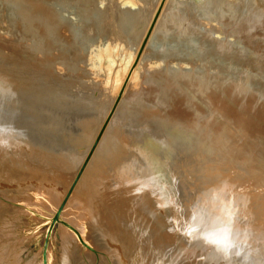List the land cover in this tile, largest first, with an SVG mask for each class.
Returning a JSON list of instances; mask_svg holds the SVG:
<instances>
[{
  "label": "rangeland",
  "instance_id": "obj_1",
  "mask_svg": "<svg viewBox=\"0 0 264 264\" xmlns=\"http://www.w3.org/2000/svg\"><path fill=\"white\" fill-rule=\"evenodd\" d=\"M42 1L43 0H40L41 3ZM247 1L248 3H246ZM30 2L31 0H0V50L2 51V52L0 51V53L2 54L4 50H7L4 51L3 54L5 55H3V57L0 55V131H2L1 133L2 134L4 133L11 137H17L16 134L19 130L21 129L24 131L26 130L28 134L27 138L33 145L40 147L41 148L40 150H42V152L49 153L57 158H60L64 162L65 166L61 171L62 176H60L59 178L61 180L60 182L62 183L68 180L70 175L73 173V170L76 167L77 161L79 159L76 172L74 173L72 179L73 182L71 185V189H73L83 169L87 168L88 161H90L89 159L91 158L92 153L94 152L97 144L99 143V140L102 137L103 132L106 130V127L109 125L110 121L120 120L116 113L120 105L124 103V102L121 103L122 98L124 96H127L131 99H134L135 97L142 95V100L144 101L143 104L148 108L149 111L151 112L157 111V115L159 116L158 119H164L170 117L171 123L169 122L167 123V125H165L163 123H158L155 121L151 123L153 127L150 124H142V123L139 124L136 115L138 116L140 113L137 110L135 111L134 108L129 107L128 110H126L127 113H124L125 114L124 122H126V124L123 122L124 124V126H122L123 128L120 127L122 131L124 129V131L130 133L132 132L134 134L133 137H136V139L133 138L135 139L134 140L135 142L133 141V145L136 143L138 146V147L136 146L138 148L137 150L135 148H133L134 149L133 150L131 148L132 146H129L130 149L133 151L131 152L130 149L127 148L129 152L127 151L126 156L122 155L124 159L128 158V160H124L125 165L127 164V166L128 165L131 166V170H129L130 173H128L129 175L127 176L125 175L124 177L122 174L120 175L116 174L113 170H111L113 164L110 165V163L112 162L110 159L106 158L107 160H109L108 162L107 160L102 161V159L97 158L94 162L96 164L94 170L91 171V174L92 172L94 174L93 175L94 179L93 178L92 179L95 180L98 178V180L102 182L103 188L104 186H106V188L109 187L108 189L104 188L105 190L103 189V191L106 190L109 191L111 188V192H113L114 191L112 190L114 189L113 187H116L115 188L116 194L115 191L114 194L117 197H120L122 193L125 194L126 190L130 188V186L133 188V192L137 191L138 194L137 198L134 200V202L129 203L128 205L132 210H134L136 213H138V215H140L144 220H146L151 226H153V228L157 232L160 231L159 234L163 236V238L161 235L159 236L161 237L162 240V242L160 243H162V246L164 245V250H163L164 252L162 251V255L164 253L163 257L166 258L167 256L168 260L164 259V261L165 260L166 262L169 261L168 262L169 264L171 263L170 261L171 256L173 257L174 255L175 256L173 259L174 262L177 264H186V263L208 264L210 261H214V257L216 261L210 262V264L211 263L218 264L221 256H222L221 259L223 258L225 259L224 252H221L211 246L208 247L207 244H205L200 239V236L203 235V231H194L195 229H201V228H203L204 231H213L214 230L213 226H215V230L218 231L221 227L224 226L225 223H227V226L232 230L231 240L236 244V247L227 250V257L229 261L224 259L222 261L220 259L219 264H222L223 262H224L223 264H227L228 262H229L228 264H232V263L233 264H264V252L259 245V240L257 239L258 233L257 235L256 233L254 234L255 231L253 229L255 227V224L257 225V223H259L256 222V220L258 221V217L252 218V220H254L253 223L251 220L252 226L246 224L247 227L246 228L244 226L245 225L244 222L246 221V219L243 216H240L242 211V208L240 207H242V201H243L240 199V198L243 199V195L241 194L243 193L242 190L246 191L247 194H250V192H258L264 189L260 187L261 185L263 186V184L258 185L257 177L252 176L253 174H251V171H249L251 170V168L257 167L261 169L260 166L264 167L262 165L264 164V146H261L262 143L264 142V64H263L264 37L263 39L261 38V36H263L264 33L263 32L264 22L261 21L264 20L261 19V17H263L261 15L263 14L257 11L258 9L262 10L263 8V13H264V1H260V0H230V1L228 0H209V1L208 0H91V5L93 6L95 4L92 7V9L96 8V10H92V12L89 13L83 12L78 7L67 5L65 10L61 11L63 13V18L70 20L71 23L73 24L84 25L86 26V28L89 26V24H91L88 23L87 21L88 19H91V17H97L98 15L100 16V14H103L104 16H107V18L108 17L111 18L108 20L107 18L104 17L107 23L103 19L102 21L100 20L97 21L96 19L93 20L94 23L91 24V28L88 27L89 29H91V31L89 32L92 35L90 36V34L89 35L85 34L84 37L88 36L89 39L88 38H85L86 40L79 39L81 45L79 46V49L83 50L82 44H85L87 42L89 44L86 52H83L85 50L82 51L83 54L86 53L89 56H93V53L96 52L95 56H97L101 52L105 53L106 50L109 51L108 47L112 45L114 41L117 40L118 42H122V44H119L116 41L114 42L115 44L112 45L115 48V50L116 48H119V50L117 49V52L121 50L119 52L120 55L118 53H114L112 54L111 57H105L101 62L103 66L102 69L103 71L99 72L98 76H100L99 78L100 79L102 78V80L104 81L103 83L104 87L103 84L99 82L101 83L99 87H101V89L103 90L97 87L99 83L96 84L97 86L94 85L96 87L90 86L89 83L90 81L89 80H88L89 82L87 81V78L89 77L88 74L86 76L85 75L83 76V78L85 79L83 78L80 79L81 77L80 78L76 77L78 72L81 71V69L86 66V64L81 60L85 54L79 56L80 53H76L78 55H75L76 56L75 60L70 62L73 53L71 50H69L68 53L62 55L63 49H61V47L63 45L61 44L59 48L56 49L57 51H55L56 55L57 54L58 55L56 58L55 57L53 58L55 59V61L51 63L52 66L50 64L49 66L50 69H48V67L46 69L41 66L39 67V63L37 62L35 63V61H33L34 65L33 62L31 63L32 64L31 67H27V69H20V66H22L28 60L26 59L27 53L33 55L35 52H37V51H32L29 48L25 49V47H29L31 43L26 33H23L25 32L24 28L27 27L28 25L33 27L34 26L39 27L42 21L41 19L42 17L40 15L41 8L31 9L33 11H31V15L28 16L27 13H25L26 11L28 12V10L30 12ZM169 2L171 5L169 4ZM31 3L35 5L39 3V0H34ZM207 4L213 6L212 7L209 6L208 8ZM148 6L150 7L148 8ZM205 7H207L208 9H204ZM156 8L157 9L160 8L159 10L161 11H163L164 9V12L162 14L163 16L161 17V21L162 22L163 20L169 21L172 23L173 27L171 26V30L166 32L165 34L156 33L154 39L150 43L151 40L150 37L153 35L154 27L151 29L149 28L148 31H147V27L150 21L153 19V12ZM210 8L212 9L211 12L214 13V15H212V13H209ZM165 12H167V14ZM184 12L185 14H182ZM227 12L229 15H231L232 12L233 16H227V17L225 16L226 17L225 19L224 15L225 13L226 15H228ZM256 12L258 15L260 13V15L254 16L257 15L254 14ZM211 15L212 17H210ZM119 16L120 18L125 17L126 25H128L127 22H129L131 19H134L133 17H136L135 20H131L133 21L132 29L131 28L128 29V32L124 31L125 34L124 33L122 34L123 31L120 32L122 28H120ZM129 16H131L132 18H130ZM206 16L208 18H206ZM163 17H165L166 19ZM178 17H180L179 19H181L180 22ZM195 17L197 20L195 19ZM213 17L215 20L211 19ZM215 17L218 19H216ZM234 17H236L235 18L236 20L233 19ZM200 18H202V20ZM219 18H223V19H220L219 21ZM241 19L243 21L244 20L247 21L244 22V24L246 23L247 26L244 27L242 23L243 21ZM252 19H255L257 22ZM260 19L261 21H259ZM203 20L206 21V23L207 22L215 23V21L217 20L220 24L218 26L217 21L213 25L212 23L206 24ZM221 20H226V22ZM176 21H178L179 24ZM229 21L233 23V25L231 23L228 24L227 22ZM248 21L250 22L252 21V22L250 23ZM174 22L177 24H175ZM221 22H224L222 23L223 25H221ZM96 23H97L96 26L98 27L95 26ZM100 23L102 24L103 28L101 27ZM193 23L194 25H192ZM235 23L237 26H239L242 23L240 26H243V28L235 26ZM208 24L209 25L211 24V26H209ZM224 24L225 27H223ZM230 25H232L233 27L231 26L230 28L229 27ZM19 26L24 28L20 29L21 27ZM117 26H119L118 28L120 29H118ZM174 26H176L175 29ZM196 26H198V28ZM203 26L205 28L208 27V29L207 28L205 29ZM248 26H253V28L252 27L250 28ZM261 26L263 27L261 28ZM95 27L96 29H94ZM186 27H188L189 30H187L188 28L186 29ZM210 27H212L213 30ZM235 27L239 28V29L236 28L237 30H239V31L236 30L237 33L235 32ZM246 27L249 29H247ZM140 28H142L141 33L139 31ZM191 28L193 29L192 33L190 30ZM196 28L197 31H194L196 30ZM229 28L231 29V31ZM245 28L249 34L247 32L245 33L246 31ZM18 29L20 31H17ZM97 29L100 30L97 31ZM111 29L113 30L111 31ZM250 29H252L251 31L254 34L251 33ZM255 29L258 31H255ZM102 30L103 32H101ZM114 30L116 32H114ZM129 30L132 31L129 32ZM198 30L199 31L201 30L202 32L201 31L199 32ZM206 30L207 33H205ZM214 30L215 32H213ZM242 31H244L245 34H243ZM188 32H190L191 34ZM238 32L239 33L241 32L243 34L242 36L244 35L246 36L242 38L241 34H239ZM106 33L107 35L104 36V34ZM121 34L124 38L120 37ZM139 34L140 36L138 39L137 36ZM112 35L113 37L111 39ZM115 35L118 38L119 37L120 38L118 39ZM251 35L252 36L256 35L257 37L256 36L252 37ZM19 36L23 38L21 39V37L19 38ZM208 36L212 38L209 39ZM213 36H217L219 38L221 43L224 46H226V47L223 46L222 49L226 48V50L225 49L222 50L220 47H217V43L215 41H217L218 39L213 38ZM248 36L250 37L246 40L247 42L245 41L246 43V49H245L243 39L245 37L247 38ZM24 37L26 40L24 39ZM238 38L239 39L242 38L240 39L241 42H239ZM100 39H102L101 40L102 43L105 42L106 43L103 46V48L99 49L98 46H96L97 48L95 49L94 46L98 44L97 42ZM226 39L227 40L229 39L230 41L229 40L227 41ZM17 40H19L20 43L24 46H21V44L19 45V41ZM107 40L110 41L109 42L110 44L107 42ZM225 41L226 43H223ZM23 42L26 44H24ZM231 42L234 45V47L233 45H231ZM174 43L176 45H174ZM236 43H238L239 46H241V44L242 46L243 45L244 46L238 48V45ZM120 45L122 49L120 48ZM2 46L4 50L1 49ZM247 46L250 49H248ZM9 47H11V49H9ZM21 47L24 48L22 49ZM232 47L233 48L236 47L235 49L238 53L241 52L240 48H242L241 49L242 52L238 55H233V57H231L228 54V52L234 50L231 49ZM145 48H147V51H145ZM14 50L16 51L14 52ZM20 50L22 51L26 50V53ZM27 50H29V52ZM18 51H20V53H18ZM138 53L140 55L137 57ZM144 54L147 55L145 56V59H143V62H145V64H143L141 60V57H143ZM7 55L10 57L12 56L13 58L12 57L9 58ZM15 57H17L16 58L17 60L15 59ZM59 57L61 59H59ZM258 61H260L261 63L260 62L258 63ZM246 62L248 64H245ZM250 62L253 63L250 64ZM63 63H65V65ZM63 65L66 66V68H63ZM15 67L17 70L13 69ZM34 67H36V69ZM51 67L53 68L51 69ZM69 67L70 70H68ZM157 67H159L163 71L159 75L160 78L158 80L157 79L154 80L151 77V74ZM206 68H208V70ZM37 69L41 71H38ZM66 69L68 70V74L66 72ZM47 70H50V72L53 71L54 74L52 73L53 74L52 75L50 73L51 75L49 76V72ZM181 71L183 73H186V77H181L182 74L180 75L179 73ZM205 71H207L208 73ZM170 73H173L175 74V76H177L176 80L177 82L180 83L179 84L180 90H178L177 87L176 89L174 87L167 89L168 96L164 97L160 93L161 92L160 82H162L163 79H166ZM7 78H11V79L15 78L24 81L25 83L23 88L13 90L10 89L9 87H4L2 85V80H5ZM77 78H79L82 81H80ZM84 82L89 84L88 85L86 84L87 85L86 86ZM150 82L155 85L156 88L155 90H148L145 88L146 86L144 87L145 84H149ZM201 82H208L207 89L201 90V86H200ZM235 83H237V85ZM88 86H90V88ZM241 86L247 88V93L243 92V90L239 92ZM227 89H230V91ZM218 90H219L218 93L220 95V98H222L221 102L214 101L212 100V98L208 97L210 93H213L214 91H218ZM227 94L229 96H226ZM243 95L245 96V98L243 97ZM233 96L235 100L232 101ZM241 97H243L242 100ZM106 100L110 101L109 106H107V103L109 101L107 102ZM225 100L227 101L226 102L227 105H225ZM239 101L242 102V104ZM136 103L137 102L134 101L132 105L138 107V104ZM129 104L130 103L127 102V105L125 106L127 107ZM233 105L235 107L233 108V112L235 111L238 112L239 110V112L241 113L242 111H244L243 113L238 114L239 115L238 118L236 117L237 122L239 121V118H241L240 116L247 115L244 116L245 118L247 117V120L246 119L243 120L244 118L242 116L243 119L241 118L242 120L238 122L244 125L243 128L237 127L233 123V121L229 118V116L226 114L227 112L224 107L227 106L229 108L226 107V109H232ZM244 106L245 109L247 108L251 112L248 111L247 109L245 110ZM30 108L32 109V111H30L31 110ZM251 114L253 118L255 117L256 114L257 116L259 114L258 117L257 116L255 117L256 120L253 119L255 122H253V120L250 119ZM102 115H104V118L101 120L98 128L94 133V129L96 128V123L98 122V120ZM126 115H128L127 116L128 118L126 117ZM35 116L37 120L34 119ZM138 117H140V115ZM259 118L260 120H262L261 121L262 123L258 122L260 121ZM86 119L91 120L92 123H90L89 126L85 125L84 126L85 128L81 127L82 121L84 122V120ZM232 119L235 118L233 117ZM92 120L95 121L93 122ZM185 120L190 121V125L188 127L181 124V122H184ZM260 123L261 125H259ZM249 124L252 127L248 126ZM154 125H155V129H150V128H154ZM130 126H132L131 127L132 131L129 128ZM218 130L227 133L228 136H231L232 134V138H229L228 140L232 142L236 151L240 152L239 156L241 157L242 155L246 156L245 152H249V154L253 156V159L254 157H256L257 160L255 159L254 160L255 163L258 161V163H256L257 165H255V163H253L254 160L250 158L249 159L253 161L251 162L248 161L249 160L248 158L244 160L242 159V161L240 159H238V161L237 159L235 161L234 159H231L232 156L229 146L220 147V140L217 132ZM172 134H174V136ZM91 136L93 138L91 139V141H89ZM21 138L25 139L26 137L21 136ZM146 142L151 143L155 148L153 147L151 148L147 146ZM146 148H148V150ZM141 149L143 150V152ZM138 150H140L139 151L140 154H138ZM131 153L134 155V157ZM20 159H21L20 157H17V160ZM98 161H101L102 163ZM236 161L238 164L236 163ZM240 161L242 164L240 163ZM141 162L144 164L142 165ZM233 162H235L237 165H235ZM248 163L253 164V167L251 164L249 165ZM23 164L27 166L28 162L24 161L22 165ZM230 164H232V166ZM246 164H247V168H246ZM136 166H138L137 167L138 169L140 168L141 169L137 171L135 169ZM248 166L250 169L248 168ZM22 167L24 166L17 167L18 173L26 170L25 168L22 169ZM96 168L97 170L99 168L100 170L99 172H101L100 174L99 172H96L97 171ZM149 168L151 172L148 171ZM101 170H103V172ZM261 170L263 171L264 168ZM133 171L134 172L137 171V172L134 173ZM208 171L210 172L208 173ZM214 171L216 172L214 173ZM226 172L234 173L236 178L239 179L238 183L233 188V190H235L234 192H237L239 190L238 193L241 196L238 193L232 192L234 193L233 196H236L237 198L234 197L235 200H233L234 198L232 199L233 200L232 202L234 201L235 202L232 203L231 205H233L234 207L236 205H240L238 206L240 209L237 206L236 207L238 209L236 207L234 208L235 211L232 206H230L231 211L229 209L226 211V208L222 206L223 204L220 202V200L217 202L218 200L217 198L219 197V190L220 192H222L223 188L225 189L227 185L224 184L225 186L219 185L217 187L213 185L214 186L213 187L210 184L213 179L220 177V175H222L221 177L223 178L224 176L226 177L227 175H229L228 173L226 175ZM106 173L108 175L110 173L111 174L108 176L106 175ZM213 173L215 174V176L213 175ZM218 173H220V175ZM31 175L32 172L30 173L28 171L19 173L21 180L26 182L30 181ZM103 175L105 177H103ZM209 175H212L214 178H211L212 176L209 177ZM136 177L138 178V180L136 179ZM113 178H115V180ZM106 180H108L109 182H111L112 180L111 183L115 181L114 182L115 184L114 185L111 184L110 187V183L109 182L107 183ZM94 183L97 184V181H95ZM206 184H208V187L206 186ZM116 185L120 186L119 189L117 188ZM125 185L128 187H126ZM2 186L5 187L4 183L0 182V193L2 195L5 194L8 197L5 200L4 197L0 196V210H2L4 216H8V217L7 220L5 219V223L3 222L0 224V261H1L0 264H66V261L63 259L65 254L64 245L66 244L67 241L70 240L71 236H69L70 238L67 237L68 235L64 237L65 234H63L62 228L67 226L65 219L63 217H62L63 219L60 217L61 212L58 214V216L53 217L54 215H52L50 217L51 214L50 212L52 207L49 202L50 200L52 201V198L50 197L49 193L46 191L47 189L40 188V190H35V188L32 185H22L17 188L16 187L14 188L9 187L6 189L4 188L3 190H5V192H3V190H1ZM91 188L89 189L87 187L86 189L87 191L91 190L88 192L86 191L87 194H89L90 192L93 193ZM121 191L124 192L120 193ZM237 194L238 196H240L239 197L240 200H238ZM251 199H252L251 202L252 206H250V208L252 207L251 208L252 211H255L257 209L256 207L258 202H255L253 198ZM213 201L216 203L214 204ZM236 202H238L239 204L237 203L236 205H234ZM63 203L61 204L60 208H62ZM39 205L42 208H39ZM23 206H27V209H25L26 207ZM219 206L220 209L218 212ZM54 209L52 210V212L54 211ZM73 210L76 211L74 212ZM71 211L73 212L72 214H77V213L79 214V210L76 206H73ZM216 211L219 213L218 215H220V217L222 216L221 218L217 216ZM228 211H230L231 213ZM227 213L230 214L228 215ZM225 215L228 217H225ZM74 218H76L73 220L75 221L74 224H76V226L77 225L85 226V223L82 218H79L78 216ZM10 219H12V221L15 223H11L12 221H10ZM93 222L94 224H97V220H93ZM167 223L168 224L171 223V224L168 225ZM241 223H243V225ZM238 224H240V226ZM11 225H13V227ZM165 225H168V227H170L169 230L170 229L172 230V231L170 230L171 232H169L171 233L170 235L173 234L172 237L174 236L173 238L171 237L172 239H169L166 236L168 231L166 232V229H164ZM76 226H75V231H76L75 234H77L79 238L81 235L82 238L80 239L81 240L83 239L84 241L89 243L95 250H97L98 255H94L87 250L85 251L83 243H81L83 240L80 241V239L77 236L75 249L71 251L72 259L74 257H78L77 254L80 253L82 255L84 253L87 260H84L83 264H118L115 261L114 262L110 261L111 259L109 258L111 257L110 255H108L110 254L109 247L104 242L99 232L93 231L94 234L92 235L93 232L92 233L86 232L85 230L86 226L84 228L77 226V228H79L78 230L80 232L82 231L80 233L79 231H77ZM248 226H250V228H248ZM239 227H242L241 231L244 230L245 228L246 229L244 230V232L243 231L241 232ZM247 229L249 230V232L251 231V235ZM189 232L192 233L190 237L188 236ZM164 237H166L167 240ZM168 239L171 241H168ZM173 241L174 243L176 242V244L178 245L176 244L173 245L172 244ZM170 242L173 246L176 245L177 247L174 248L172 245L170 246ZM180 243L182 248L181 246H179ZM194 243L196 245L198 244L197 246L198 247L200 246L202 250H200V247L198 248ZM192 244L193 246L195 245L194 248ZM203 245L206 246L208 250ZM178 246L181 249L180 251L181 256H179V254L178 255L175 254L176 252H178L177 250H180ZM203 247L205 248V251H203L204 249ZM190 249L191 250L197 249V250L195 252V250L190 251ZM183 250L186 252H183ZM210 250L211 252H208ZM206 251L208 253H206ZM191 252H193V256H192L193 258L190 257L192 255ZM203 252H205L204 255H202ZM237 253H239V255H237ZM168 254H171V256L170 255L168 256ZM183 254H187V255H183ZM211 255L213 256V258ZM185 256L187 257L185 258ZM202 256L204 259L207 260L205 262V260L203 259L205 263L204 262L201 263L203 261V260L201 261ZM180 257L181 258L184 257L183 259H181L184 261L178 260V262H182V263H178L177 260H175L176 258L179 259ZM185 259H188L191 262H188V260L185 261ZM196 259L200 261H197ZM209 259L210 261L208 262ZM226 261L227 263H225ZM69 264H76V263L69 262ZM172 264L174 263L172 262Z\"/></svg>",
  "mask_w": 264,
  "mask_h": 264
},
{
  "label": "bare ground",
  "instance_id": "obj_2",
  "mask_svg": "<svg viewBox=\"0 0 264 264\" xmlns=\"http://www.w3.org/2000/svg\"><path fill=\"white\" fill-rule=\"evenodd\" d=\"M32 1H34V0H31V2ZM209 1V0H208ZM228 1H230V0H228ZM260 1H264V0H260ZM30 2V12H29V10H28V12L26 11L25 13H27V16L28 15H31V11H33V10H31V9H34V8H41V19H42V21H41V25H39V27H37V26H30V25H28L27 27H23L24 28V30H25V32H23V33H26V35H27V37H29V40H30V43H31V45L29 46V47H25V49L26 48H29V49H31L32 51H37V52H35L33 55H31V54H29V53H27V58L26 59H28L22 66H20V69H27V67H31L32 66V62L33 61H35V63L37 62V63H39V67L41 66V67H44L45 69L48 67V69H50V64L52 63V62H54L55 61V59H53L54 57L56 58L57 57V55H56V53H55V51H57L56 49L57 48H59V46H60V44L61 45H63L62 47H61V49H63L62 50V55L63 54H66V53H68V51L69 50H71L72 51V53H73V55L71 56V61L70 62H72V61H74L75 60V55H78V54H76V53H80L79 54V56L80 55H84L83 57H82V61L86 64V66L84 67V68H82L81 69V71H79L78 72V74H77V76L76 77H81L80 79H82L83 78V76L85 75H87L88 74V78H87V81L90 83V86L91 87H93L94 85H96V84H98L99 82H101L102 84L104 83V81L102 80V78L100 79L99 77L100 76H98V73L99 72H101V71H103L102 69H103V66H102V60L105 58V57H111L112 56V54H114V53H118L119 54V52L121 51H118L117 52V49L119 50V48H116V50H115V48L112 46L113 44H115L114 42H116V41H114L113 42V44L112 45H110L109 47H108V49H109V51L108 50H106L105 51V53H99L97 56H95L96 55V52L95 53H93V56H89V55H87L86 53H84L83 54V52H86V50H87V47H88V42L87 43H85V44H82L83 46H82V48H83V50H85V51H83L82 49H79V46H81L80 45V40L82 39H85V38H88L89 39V37L87 36V35H89L90 34V32L89 31H91V29H89V28H91V24H93L94 22H93V20H100V21H102V19L104 20V21H106L105 20V18H107V16H104L103 14H100V16L98 15L97 17H91V19H88L87 21H88V23H91V24H89V28L87 27L86 28V26H84V25H81V24H73V23H71V21L70 20H68V19H65V18H63V13L61 12V11H63V10H65V8L67 7V5H71V6H74V7H78V8H80L83 12H86V13H89V12H92V10H96V8H93L92 9V7L95 5H91V0H43L42 1V3L40 2V0H39V3H41V4H39V3H37V4H32ZM251 2V1H250ZM253 2V1H252ZM34 3V2H33ZM94 3V2H93ZM172 3V2H171ZM205 3V2H204ZM246 3H248V1L246 2ZM149 4V3H148ZM169 4H170V2H169ZM208 4H209V2H208ZM207 4V5H208ZM256 4V3H255ZM131 5H133V4H131ZM135 5V4H134ZM137 5V4H136ZM151 5V4H150ZM168 5V4H167ZM171 5V4H170ZM178 5H180V4H178ZM205 5V4H204ZM212 5V4H211ZM213 5H214V3H213ZM212 5V6H213ZM60 6H61V8H60ZM176 6V5H175ZM209 6L210 5H208V8H209ZM212 6H210V7H212ZM236 6V5H235ZM257 6V5H256ZM98 7V6H97ZM150 6H148V8H149ZM169 7V6H168ZM238 7V6H237ZM165 8H166V6H165ZM170 8H171V6H170ZM207 7H205L204 9H208ZM260 8H261V6H260ZM90 9H91V11H90ZM160 9V8H159ZM159 9H155L154 10V12H153V19L150 21V23H149V25H148V27H147V31H148V29L150 28H153L154 27V32H153V35L150 37L151 38V40H150V43H151V41L154 39V36L156 35V33L157 34H162V33H166V32H168V31H170L171 30V26H172V23L171 22H169V21H164L163 20V22L161 21V17L163 16L162 14H163V12H164V9H163V11H161V10H159ZM146 10V9H145ZM144 10V11H145ZM169 10V9H168ZM168 10H167V12H168ZM211 8H210V12L209 13H212L211 12ZM255 10H256V8H255ZM166 11V10H165ZM170 11V10H169ZM181 11V10H180ZM188 11V10H187ZM193 11V10H192ZM258 12H260V13H262L263 15H261V16H263V17H261V19L262 20H264V13H263V8H262V10H260V9H258L257 10ZM162 12V13H161ZM167 12H165L166 14H167ZM203 12V11H202ZM205 12V11H204ZM234 12V11H233ZM145 13V12H144ZM197 13V12H196ZM237 13V12H236ZM235 13V14H236ZM260 13H259V15H260ZM180 14V13H179ZM182 14H185V12L184 13H182ZM191 14V13H190ZM195 14V13H194ZM223 14V13H222ZM227 14H228V12H227ZM238 14V13H237ZM254 14H257V12L256 13H254ZM131 15V14H130ZM189 15V14H188ZM187 15V16H188ZM201 15V14H200ZM209 15V14H208ZM212 15H214V13H212ZM212 15L210 16V17H212ZM258 14L257 15H254V16H259ZM133 16V15H132ZM182 16V15H181ZM196 16H197V14H196ZM227 17V16H233V14H232V12H231V15H226V13H225V15H224V17ZM234 16H236V15H234ZM105 17V18H104ZM130 18H132L131 16H129ZM199 17H202V16H199ZM198 17V18H199ZM220 17H222V16H220ZM223 17V18H224ZM226 17H225V19H226ZM119 18H120V16H119ZM118 18V19H119ZM134 19H131V20H135V18L136 17H133ZM163 18H165V17H163ZM180 17H178V19H179ZM206 18H208L207 16H206ZM216 18V17H215ZM223 18H219V21H220V19H223ZM229 18V17H228ZM236 17H234L233 19H235ZM237 18H239V17H237ZM247 18V17H246ZM21 19V18H20ZM108 20L109 19H111L110 17H108L107 18ZM166 19V18H165ZM177 19V18H176ZM177 19V20H178ZM183 19V18H182ZM188 19V18H187ZM194 19V18H193ZM195 19H196V17H195ZM201 20H202V18H200ZM212 20H215L214 19V17L213 18H211ZM216 19H218V18H216ZM230 19H232V18H230ZM229 19V20H230ZM242 19H244V18H242ZM241 19V20H242ZM250 19V18H249ZM255 19H257V18H255ZM255 19H252V20H255ZM259 19V18H258ZM261 19L259 20V21H261ZM129 21V22H127L128 23V25H126V20H125V17H122V18H120V21H119V24H120V28H122L121 29V31L120 32H122V34L124 33V31H127L128 32V29H132V22L133 21ZM141 20V19H140ZM170 20V19H169ZM180 20L181 19H179V22H180ZM197 20V19H196ZM200 20V21H201ZM236 20V19H235ZM238 20V19H237ZM172 21H173V19H172ZM199 21V20H198ZM197 21V22H198ZM204 21V20H203ZM217 21V20H216ZM216 21H215V23H216ZM221 21H225L226 22V20H221ZM234 21V20H233ZM232 21V22H233ZM243 21V20H242ZM256 21V20H255ZM254 21V22H255ZM258 21V22H259ZM117 22V21H116ZM162 22V23H161ZM178 24H179V22L178 21H176ZM185 22V21H184ZM192 22V21H191ZM205 23H206V21H204ZM203 22V23H204ZM218 22V21H217ZM241 22V21H240ZM244 22H247V21H243L242 23H243V25H244V27L245 26H247V24L245 23L244 24ZM248 22H250V21H248ZM252 22V21H251ZM250 22V23H251ZM257 22V21H256ZM255 22V23H256ZM261 22H264V21H261ZM102 23V22H101ZM100 23V25H101V27H102V24ZM106 23H107V21H106ZM105 23V24H106ZM109 23V22H108ZM111 23V22H110ZM113 23V22H112ZM175 23V22H174ZM177 23H175V24H177ZM202 23V24H203ZM207 23H212V22H207ZM206 23V24H207ZM214 22L212 23V25L213 24H215ZM222 23H224V22H221V25H223ZM228 24H230L231 22L229 21V22H227ZM239 23V22H238ZM241 23V24H242ZM21 24H24V23H21ZM218 24V26H219V22L217 23ZM226 24V23H225ZM225 24H224V26L223 27H225ZM232 25H233V23H231ZM240 24V25H241ZM264 24V23H263ZM97 25V23L95 24V26ZM112 25V24H111ZM114 25V24H113ZM182 25V24H181ZM192 25H194V23L192 24ZM195 25H197V24H195ZM209 25V24H208ZM207 25V26H208ZM232 25H230L229 27L231 28V26ZM239 25V24H238ZM237 26L236 25V23H235V26H237V27H242L243 28V26ZM252 25V24H251ZM93 26V25H92ZM135 26V25H134ZM138 26V25H137ZM142 26V25H141ZM209 26H211V24L209 25ZM258 26V25H257ZM19 27H21V26H19ZM94 27V26H93ZM93 27H92V29H93ZM96 27H98V26H96ZM96 27L94 28V29H96ZM119 26H117V28H118ZM136 27V26H135ZM173 27V26H172ZM175 27L176 26H174V29H175ZM190 27H193V26H190ZM197 28H198V26H196ZM204 27V26H203ZM227 27V26H226ZM233 27V26H232ZM237 27H235V32L237 33V31H239V30H237V29H239V28H237ZM248 27H252L253 28V26H248ZM254 27H255V24H254ZM263 26H261V28H262ZM22 27L20 28V29H23ZM99 28H100V26H99ZM103 28V27H102ZM120 28H118V29H120ZM134 28V27H133ZM144 28V27H143ZM188 27H186V29H187ZM197 28H196V30H194V31H197ZM201 28V27H200ZM199 28V29H200ZM205 28V27H204ZM207 29H208V27H206ZM205 28V29H206ZM211 29H212V27H210ZM229 28V29H230ZM237 28V29H236ZM247 28V27H246ZM246 28H245V30H246ZM141 29L142 28H140V33L142 32L141 31ZM146 29V28H145ZM173 29V28H172ZM173 29V30H174ZM179 29V28H178ZM195 29V28H194ZM247 29H249V28H247ZM98 30H100V29H97V31ZM113 29H111V31H112ZM133 30H135V29H133ZM187 30H189V28L187 29ZM191 30V33H192V31H193V29L191 28L190 29ZM213 30V29H212ZM233 30H234V28H233ZM237 30V31H236ZM241 30V29H240ZM242 30H244V29H242ZM252 29H250V31H251ZM262 30V29H261ZM263 30H264V27H263ZM262 30V31H263ZM17 31H20L19 29L17 30ZM21 31H23V30H21ZM96 31V30H95ZM95 31H92V32H95ZM96 31V32H97ZM132 31V30H131ZM130 30H129V32H131ZM176 31V30H175ZM199 31V30H198ZM201 31V30H200ZM199 31V32H200ZM209 31H211V30H209ZM222 31H223V29H222ZM225 31V30H224ZM228 31V30H227ZM230 31H231V29H230ZM249 31V30H248ZM255 31H258V30H256L255 29ZM100 32V31H99ZM101 32H103V30L101 31ZM114 32H116L115 30H114ZM118 32H119V30H118ZM126 32V33H127ZM202 32V31H201ZM205 32V31H204ZM213 32H215V30L213 31ZM226 32V31H225ZM233 32V31H232ZM243 32V34H245L246 32H247V30L245 31V33H244V31H242ZM264 32V31H263ZM17 33V32H16ZM105 33V32H104ZM110 33V32H109ZM108 33V34H109ZM175 33V32H174ZM179 33V32H178ZM188 33H190V32H188ZM190 33V34H191ZM205 33H207V30H206V32ZM208 33H210V32H208ZM235 33V34H236ZM239 33V32H238ZM248 33V32H247ZM251 33H252V31H251ZM250 33V34H251ZM85 34H87L86 36L87 37H84V35ZM122 34H121V36L120 37H123L122 36ZM125 34V33H124ZM134 34H135V32H134ZM133 34V35H134ZM176 34V33H175ZM210 34H212V33H210ZM215 34V33H214ZM234 34V35H235ZM239 34H241V37L243 38L244 36H246V35H244V36H242L243 34L240 32ZM249 34V33H248ZM252 34H254V33H252ZM92 34H90V36H91ZM96 35H97V33H96ZM105 35H107V33L106 34H104V36ZM111 35V34H110ZM168 35V34H167ZM185 35V34H184ZM206 35V34H205ZM209 35V34H208ZM216 35V34H215ZM17 36V35H16ZM100 36V35H99ZM101 36H102V34H101ZM116 36V35H115ZM135 36V35H134ZM139 36H140V34L137 36V38L139 39ZM166 36V35H165ZM179 36V35H178ZM207 36V35H206ZM252 36V35H251ZM254 36V35H253ZM252 36V37H253ZM256 36V35H255ZM254 36V37H255ZM21 36H19V38H20ZM84 37V38H83ZM98 37V36H97ZM112 37H113V35L111 36V39H112ZM117 37V36H116ZM119 37V38H120ZM209 37V36H208ZM222 37V36H221ZM220 37V38H221ZM226 37V36H225ZM240 37V36H239ZM250 36H248L246 39L244 38L242 41L244 42V45H245V49H246V43H245V41L249 38ZM251 37V38H252ZM257 37V36H256ZM263 37H264V33H263V36H261V38L263 39ZM19 38H17V39H19ZM23 37H21V39H22ZM115 38V37H114ZM118 38V37H117ZM118 38V39H119ZM124 38V37H123ZM133 38V37H132ZM181 38H183V37H181ZM212 38V37H211ZM210 37H209V39H211ZM213 38H217L218 40L217 41H215V39H214V41L217 43V47H220L221 49L223 48V44L221 43V41L219 40V38L217 37V36H213ZM230 38V37H229ZM231 38H232V36H231ZM234 38V37H233ZM242 38H240V39H242ZM24 39H25V37H24ZM80 39V40H79ZM96 39V38H95ZM108 39V38H107ZM222 39V38H221ZM239 39V38H238ZM240 39H239V42H241L240 41ZM253 39V38H252ZM256 39V38H255ZM258 39V38H257ZM26 40V39H25ZM24 40V41H25ZM28 40V41H29ZM86 40V39H85ZM91 40V39H90ZM93 40H94V38H93ZM98 40V39H97ZM101 40L102 39H100L97 43L98 44H96L94 47H95V49L97 48L96 46H98V48L100 49V48H103V46L105 45V43H102L101 42ZM110 40V39H109ZM109 40H107V42L109 43L110 41ZM223 40H225V39H223ZM227 40V39H226ZM229 40V39H228ZM227 40V41H228ZM254 40V39H253ZM17 41H19V40H17ZM92 41V40H91ZM112 41V40H111ZM124 41V40H123ZM126 41V40H125ZM165 41V40H164ZM230 41V40H229ZM232 41V40H231ZM2 42V41H1ZM220 42V43H219ZM238 42V43H239ZM247 42V41H246ZM249 42V41H248ZM251 42V41H250ZM264 42V41H263ZM7 43V42H6ZM24 43V42H23ZM83 43V42H82ZM112 43V42H111ZM117 43H119V44H122V42H118L117 41ZM116 43V44H117ZM223 43H226V41L225 42H223ZM228 43V42H227ZM230 43V42H229ZM238 43H236L237 45H238V48L239 47H241L242 46V44H241V46H239V44ZM15 44H16V42H15ZM18 44V43H17ZM21 43H20V41H19V45H20ZM24 44H26V43H24ZM110 44V43H109ZM118 44V45H119ZM252 44H253V42H252ZM257 44H258V42H257ZM2 45V44H1ZM174 45H176L175 43H174ZM231 45H233L232 44V42H231ZM243 45V46H244ZM264 45V44H263ZM5 46V45H4ZM21 46H24V45H22L21 44ZM91 46V45H90ZM89 46V47H90ZM116 46V45H115ZM167 46V45H166ZM173 46V45H172ZM242 46V47H243ZM262 46V45H261ZM260 46V47H261ZM6 47V46H5ZM14 47V46H13ZM20 47V46H19ZM175 47V46H174ZM224 47H226V46H224ZM233 47H234V45H233ZM231 48V49H234V50H231L230 52H228V54L231 56V57H233V55H238V54H240L241 52H242V48H240V53H238L237 51H236V47L235 48ZM258 47V46H257ZM256 47V48H257ZM264 47V46H263ZM7 48H8V46H7ZM6 48V49H7ZM22 48V47H21ZM24 48V47H23ZM22 48V49H23ZM81 48V47H80ZM120 48H121V45H120ZM167 48V47H166ZM247 48L248 49H250L248 46H247ZM1 49H3V46H2V48ZM9 49H11V47H9ZM16 49V48H15ZM20 49V48H19ZM94 49V50H95ZM122 49V48H121ZM225 50H226V48H224ZM224 49H222V50H224ZM244 49V50H245ZM247 49V50H248ZM252 49H254V48H252ZM251 49V50H252ZM259 49V48H258ZM263 49V48H262ZM4 50V49H3ZM124 50V49H123ZM238 50V49H237ZM257 50V49H256ZM1 51V50H0ZM4 51H7V50H4ZM4 51H3V53H4ZM9 51V50H8ZM16 50H14V52H15ZM20 51H22V50H20ZM20 51H18V53H20ZM28 52H29V50H27ZM83 51V52H82ZM145 51H147V48H145ZM263 51H264V49H263ZM2 52V51H1ZM10 52V51H9ZM12 52V51H11ZM22 52H25L26 53V50L25 51H22ZM59 52V51H58ZM57 52V53H58ZM252 52H254V51H252ZM1 54L0 53V55L3 57V55H5V54ZM6 53V52H5ZM71 53V54H72ZM140 53V52H139ZM137 54V57L140 55V54ZM225 53H227V52H225ZM250 53V52H249ZM8 54V53H7ZM29 54V55H28ZM39 54V55H38ZM145 54H146V52H145ZM144 54V56L143 57H141V60H142V63L143 64H145V62H143V59H145V56H147V55H145ZM258 54V53H257ZM11 55V54H10ZM13 55H14V53H13ZM117 55V54H116ZM120 55V54H119ZM241 55H243V54H241ZM251 55V54H250ZM254 55V54H253ZM8 56V55H7ZM25 56V55H24ZM60 56V55H59ZM4 57H6V56H4ZM9 58H11L10 56H8ZM23 57V56H22ZM21 57V58H22ZM52 57V58H51ZM61 57V56H60ZM59 57V59H61ZM242 57V56H241ZM247 57V56H246ZM251 57V56H250ZM9 58H8V60H9ZM13 58V57H12ZM17 57H15V59H16ZM24 58V57H23ZM66 58V57H65ZM70 58V57H69ZM81 58V57H80ZM252 58V57H251ZM3 59V58H2ZM1 59V60H2ZM14 59V60H15ZM77 59H78V56H77ZM6 60H7V58H6ZM17 60V59H16ZM263 60V59H262ZM24 61H25V59H24ZM67 61V60H66ZM248 61V60H247ZM255 61V60H254ZM20 62H21V60H20ZM62 62H64V61H62ZM62 62H60V63H62ZM257 62V61H256ZM260 61H258V63H259ZM97 63H98V65H97ZM100 63V64H99ZM253 63V62H252ZM251 62H250V64H252ZM255 63V62H254ZM261 63V62H260ZM3 64V63H2ZM64 65H65V63H63ZM245 64H248L247 62L245 63ZM257 64V63H256ZM263 64H264V61H263ZM33 65H34V62H33ZM63 65V68H66V66H64ZM70 65V64H69ZM68 65V66H69ZM180 65V64H179ZM260 65V64H259ZM37 66V65H36ZM51 66H52V64H51ZM249 66H251V65H249ZM263 66V65H262ZM25 67V68H24ZM167 67V66H166ZM257 67H258V65H257ZM261 67V66H260ZM33 68V67H32ZM35 69H36V67H34ZM53 67H51V69H52ZM68 68V67H67ZM13 69H16V67L15 68H13ZM40 69V68H39ZM107 69H108V67H107ZM207 70H208V68H206ZM17 70V69H16ZM38 70V69H37ZM62 70H65V69H62ZM68 70H70V67H69V69ZM68 70L66 69V72H67V74H68ZM161 70V71H160ZM38 71H41V70H38ZM48 72H49V76L53 73V71L52 72H50V70H47ZM162 69H160L159 67H157V68H155V70L153 71V73L151 74V77L155 80V79H159L160 78V73H162ZM65 72V73H66ZM205 72H207V71H205ZM51 73V74H50ZM62 73H63V71H62ZM65 73H64V75H65ZM180 73V75H181V77H186V73H183L182 71L181 72H179ZM208 73V72H207ZM206 73V74H207ZM54 74V73H53ZM52 74V75H53ZM66 74V75H67ZM176 77L177 76H175V74H173V73H170L168 76H167V78L166 79H163L162 80V82H160L161 83V95H163L164 97H166V96H168V94H167V89H170V88H172V87H174L175 89H176V87L178 88V90H180V88H179V82H177V80H176ZM79 78H77V79H79ZM79 79V80H80ZM83 79H85V78H83ZM100 79V80H99ZM245 79V78H244ZM247 79V78H246ZM79 80H78V82H79ZM241 80V79H240ZM19 81H21V80H18V79H11V78H7V79H5V80H2V85L4 86V87H9L10 89H13V90H17V89H19V88H23V86H24V81H21V82H19ZM80 81H82V80H80ZM84 81V80H83ZM86 81V80H85ZM86 81V82H87ZM233 82V81H232ZM248 82V81H247ZM85 83V82H84ZM88 83V84H89ZM101 83H99V85L97 86V87H99L100 86V84ZM234 83V82H233ZM244 83V82H243ZM87 83H85V85H86ZM87 84V85H88ZM208 84V82H201V90H205V89H207V85ZM231 84V83H230ZM236 85H237V83H235ZM242 84V83H241ZM246 84V83H245ZM244 84V85H245ZM84 85V84H83ZM86 85V86H87ZM240 85V84H239ZM85 86V87H86ZM90 86H88L89 88H90ZM96 86H94V87H96ZM102 86V85H101ZM146 86V87H145ZM235 86V85H234ZM248 86V85H247ZM87 87V88H88ZM103 87H104V84H103ZM144 87L146 88V89H148V90H155L156 88H155V85L153 84V83H149V84H145L144 85ZM232 87V86H231ZM234 88V87H233ZM232 88V89H233ZM236 88V87H235ZM238 88V87H237ZM240 88V87H239ZM99 89H101V87H99ZM105 89H107V88H105ZM101 90H103V89H101ZM227 90H229L230 91V89H227ZM226 90V91H227ZM243 90V92H246L247 93V88L246 87H244V86H241V88H240V90H239V92L240 91H242ZM20 91V90H19ZM105 91V90H104ZM235 91H236V89H235ZM106 92H107V90H106ZM106 92H105V94H106ZM109 92V91H108ZM219 90L218 91H214L213 93H210L209 94V98H212V100H214V101H217V102H221V99L222 98H220V95H219ZM242 92V93H243ZM254 92V91H253ZM19 93V92H18ZM110 93V92H109ZM228 93V92H227ZM231 93V92H230ZM229 93V94H230ZM238 93V92H237ZM232 94H234V93H232ZM231 94V95H232ZM257 94V93H256ZM242 95V94H241ZM240 95V96H241ZM226 96H229L228 94L226 95ZM243 97L245 98V96L243 95ZM243 97H241V100L243 99ZM103 98V97H102ZM108 98H109V95H108ZM107 98V99H108ZM233 98H234V96H233ZM232 98V101L233 100H235V98L233 99ZM231 99V98H230ZM131 100V101H130ZM240 100V101H241ZM107 102L109 101V100H106ZM137 102L136 104H138V107H135L134 105H132L133 104V102ZM231 101V100H230ZM239 101V102H240ZM122 102H124V103H122ZM127 102H129L130 104L126 107L125 105H127ZM143 100H142V95H139V96H137V97H135L134 99H131V98H129V97H127V96H124L123 98H122V100H121V105H120V107H119V109L117 110V116L119 117V121H114V120H111L110 121V123H109V125L106 127V130L103 132V134H102V137H101V139L99 140V143L97 144V146H96V148H95V150H94V152L92 153V155H91V158L89 159L90 161H88V165H87V168H84L83 169V171H82V173H81V175H80V177H79V179L77 180V182L75 183V185H74V187H73V189H71V185H72V182H73V176H74V173L76 172V169H77V166H78V162H79V159H78V161H77V165H76V167L74 168V170H73V173L70 175V177L68 178V180H66L64 183H62V182H60L61 180L59 179L60 178V176H62L61 175V171L63 170V168H64V166H65V164H64V162L60 159V158H57V157H55V156H53V155H51V154H49V153H45V152H42V150H40L41 148L40 147H37V146H35V145H33L30 141H29V139L27 138V131L25 130H19L18 132H17V134H16V136L17 137H11V136H8V135H6V134H2L1 132L2 131H0V182L1 183H4V186L5 187H3L2 186V189L1 190H3L4 188L6 189V188H9V187H11V188H14V187H19V186H22V185H32L34 188H35V190H40V188H46L47 190V192L49 193V195H50V197L52 198V201L50 200V204H51V207H52V209H51V214H50V217L52 216V215H54L53 217H55V216H58V214L61 212V218L63 217L64 219H65V222H66V226L67 227H63L62 228V231H63V234H65V236L64 237H66V235H68L67 237H69V236H71V238H70V240L69 241H67L66 242V244L64 245V249H65V254H64V260L66 261V264L68 263L69 264V262H73V263H76V264H83V261L84 260H87L86 259V256H85V254L83 253L82 255L80 254H77L78 255V257H74L73 259H72V256H71V251L73 250V249H75V246H76V239H77V234H75L76 233V231H75V226H76V224H74L75 223V221H73L74 219H76V218H74V217H76V216H78L79 218H82L83 219V221H84V223H85V226L83 225V223H82V225L83 226H78V227H85V230H86V232H88V233H92L93 231H97V232H99L100 234H101V236H102V238H103V240H104V242L107 244V246L109 247V253L110 254H108V255H110V257L111 258H109V259H111L110 261H115L116 263H118V264H169L168 262L169 261H167L166 262V260H168L167 259V256H166V258L165 257H163V255H164V253H163V255H162V251L164 250V245L162 246V243H160V242H162V240H161V237H159L161 234H159V232L160 231H156L154 228H153V226H151L146 220H144L140 215H138V213H136L134 210H132L131 208H130V206L128 205L129 203H132V202H134V200L137 198V191L136 192H133V188L130 186V188H128L127 190H126V192H125V194L124 193H122V192H124V191H121L120 193H122V197L120 196V197H117L115 194H116V191H115V188L116 187H113L114 189H112V190H114L115 191V194H114V191L113 192H111V188H110V192L108 191V190H106V191H103V189L104 188H106V186H104V188H103V185H102V182H100V180H98V178L97 179H95V180H93L94 178H93V172H92V174H91V171H93L94 170V167H95V160L98 158V159H102V161L103 160H107L106 158H108V159H110L111 161V163H110V165H112V169L111 170H113L116 174H118V175H120V174H122L124 177H125V175L127 176V175H129L128 173H130L129 172V170H131V166H127V164L125 165V161L124 160H128V158L127 159H124L123 158V156L122 155H125L126 156V153H127V148H129L130 149V147L129 146H132L131 148L133 149V148H135L136 150L138 149L137 147V144L135 145H133V141L136 139V137H133L134 136V134L131 132H126V131H124V129H123V131H122V129L120 128V127H122V126H124V124H123V122L125 121V114L124 113H127L126 112V110H128V108L130 107V108H134V110L136 111H138L140 114V117H138L137 115H136V118H138V121H139V124H150L151 125V123L152 122H158V123H163V124H165V125H167V123H171V119H170V117H168V118H164V119H158V115H157V111H155V112H151V111H149L148 110V108L143 104ZM226 100H225V105H227L226 104ZM244 102V101H243ZM103 103H104V101H103ZM109 103H110V101L107 103V106H109ZM146 103V102H145ZM241 104H242V102H240ZM246 103V102H245ZM249 103V102H248ZM106 104V103H105ZM235 104V103H234ZM237 104H239V103H237ZM224 105V106H225ZM232 105V104H231ZM230 105V106H231ZM236 105V104H235ZM248 105V104H247ZM229 106V105H228ZM19 107V106H18ZM227 107V106H226ZM226 107H224L225 108V110H226V114L229 116V118L233 121V123L237 126V127H240V128H243V124L242 123H238V122H240V120H242L243 118V120H247V117L245 118L244 116H247V115H242L243 116V118H242V116H240L241 118H239V121L237 122V118L239 117V110H238V112L237 111H235V112H233V108H235L234 107V105H233V107H232V109H226ZM247 107V106H246ZM103 108V107H102ZM227 108H229V107H227ZM231 108V107H230ZM24 109V108H23ZM31 109V108H30ZM104 109V108H103ZM244 109H245V106H244ZM247 109V108H246ZM245 109V110H246ZM248 111H250L249 109H247ZM28 111H29V109H28ZM30 111H32V109L30 110ZM106 111V110H105ZM12 112V111H11ZM244 111H242L241 113H243ZM247 112V111H246ZM251 112V111H250ZM137 113V112H136ZM240 113V114H241ZM261 113V112H260ZM99 114V113H98ZM104 114H105V112H104ZM245 114V113H244ZM36 115V114H35ZM249 115V114H248ZM128 115H126V117H127ZM251 116V118L250 119H255V117L257 116V114L255 115V117L253 118L252 117V114L250 115ZM258 116H259V114H258ZM257 116V117H258ZM28 117V116H27ZM234 117L235 119H232V118ZM237 117V118H236ZM249 117V116H248ZM94 118V117H93ZM98 118V117H97ZM97 118H96V121H97ZM104 118V115H102L101 117H100V119L98 120V122L96 123V128L94 129V133H95V131H96V129L98 128V126H99V124H100V122H101V120ZM128 118V117H127ZM140 118V119H139ZM34 119H36V116L34 117ZM95 119V118H94ZM118 119V118H117ZM249 119V118H248ZM263 119V118H262ZM37 120V119H36ZM235 120H236V122H235ZM256 120V119H255ZM259 120H260V118H259ZM93 122L95 121V120H92ZM127 121V120H126ZM249 121V120H248ZM247 121V122H248ZM262 120H260V121H258V122H261ZM81 122V121H80ZM242 122V121H241ZM253 122H255L254 120H253ZM257 122V121H256ZM90 123H92L91 122V120H89V119H86V120H84V122L82 121V123H81V127H84L85 125H90ZM125 124H126V122H124ZM135 123V122H134ZM243 123H244V121H243ZM262 123V122H261ZM261 123L259 124V125H261ZM157 124V123H156ZM162 124V125H163ZM181 124H183V125H185L186 127H188L189 125H190V121H187V120H185L184 122H181ZM247 124V123H246ZM245 124V125H246ZM256 124V123H255ZM258 124V123H257ZM79 125H80V123H79ZM95 125V124H94ZM129 125V124H128ZM164 125V126H165ZM253 125V124H252ZM152 126V125H151ZM160 126V125H159ZM248 126H251L250 124L248 125ZM256 126V125H255ZM263 126V125H262ZM261 126V127H262ZM131 127L132 126H130L129 128H130V130H131ZM153 127V126H152ZM246 127V126H245ZM244 127V128H245ZM252 127V126H251ZM254 127V126H253ZM258 127V126H257ZM256 127V128H257ZM260 127V128H261ZM22 128V127H21ZM85 128V127H84ZM123 128V127H122ZM128 128V129H129ZM250 128V127H249ZM24 129H26V128H24ZM121 129V130H120ZM150 129H155V125H154V128H150ZM164 129V128H163ZM252 129H254V128H252ZM148 130V129H147ZM122 131V132H121ZM132 131V130H131ZM141 131H143V130H141ZM161 131V130H160ZM218 132V136H219V140H220V147H224V146H229V148H230V150H231V159H234V161L237 159V161H238V159H240L241 161H242V159L244 160V159H246V158H250V159H253V156L252 155H250L249 154V152H245L246 153V156H243L242 155V157L241 156H239V154H240V152H237L236 151V149H235V147H234V145L232 144V142H230V140H228L229 138H232V134H231V136H228V134L227 133H224V132H222L221 130H218L217 131ZM137 134V133H136ZM173 136H174V134H172ZM172 135H171V137H172ZM230 135V134H229ZM21 136H24V137H26L25 139H22L21 138ZM93 136V135H92ZM91 136V138H90V140L89 141H91V139L93 138ZM137 136V135H136ZM142 136V135H141ZM235 137V136H234ZM234 137H233V139H234ZM133 138H135V139H133ZM141 138V137H140ZM143 138H144V136H143ZM171 139V138H170ZM137 141V140H136ZM144 141V140H143ZM135 142V141H134ZM264 143V142H263ZM262 143V145L261 146H264V144ZM146 144H147V146H149V147H153V145L151 144V143H149V142H146ZM137 146V147H136ZM141 147V146H140ZM139 147V148H140ZM153 148H155V147H153ZM147 150H148V148H146ZM134 150V149H133ZM133 150H131L130 149V151L132 152ZM142 150V149H141ZM140 150H138V154H140V152H139ZM129 152V151H128ZM142 152H143V150H142ZM134 153V152H133ZM129 154V153H128ZM132 154V153H131ZM135 154V153H134ZM104 155V156H103ZM106 155V156H105ZM130 155V154H129ZM133 155V154H132ZM137 155V154H136ZM144 155V154H143ZM249 155V156H248ZM139 156V155H138ZM17 157H20L21 159L20 160H17ZM133 157H134V155H133ZM143 157V156H142ZM130 158V157H129ZM139 158H141V157H139ZM150 158V157H149ZM134 159H136V158H134ZM143 159V158H142ZM230 159V160H231ZM248 160V161H253L254 159L255 160H257L256 159V157H254V159L253 160ZM145 160V159H144ZM255 160L253 161V163H255ZM28 162V165L27 166H25L24 164L22 165V163L23 162ZM108 162H109V160H107ZM134 161V160H133ZM136 161V160H135ZM140 161V160H139ZM138 161V162H139ZM146 161V160H145ZM237 161H236V163H237ZM241 161H240V163H241ZM246 161V160H245ZM98 162H101V161H98ZM102 163V162H101ZM100 163V164H101ZM142 163V162H141ZM147 163V162H146ZM235 165H237L235 162H233ZM246 163V162H245ZM256 163H258V161L256 162ZM255 163V165H257ZM260 163V162H259ZM106 164V163H105ZM109 164V163H108ZM124 164V165H123ZM134 164V163H133ZM138 164V163H137ZM140 164V163H139ZM144 163H142V165H143ZM242 164V163H241ZM249 165L251 164V163H248ZM99 165V164H98ZM123 165V166H122ZM136 165V164H135ZM231 166H232V164H230ZM252 165V167H253V164H251ZM261 165V164H260ZM260 165H258V166H260ZM263 166H264V164H262ZM20 166H24V167H22V169L23 168H25L26 170L25 171H21V172H32V175H31V178H30V181L29 182H26V181H23V180H21V178H20V176H19V173H21V172H19L18 173V170H17V167H20ZM133 166V165H132ZM96 167H98V166H96ZM101 167V166H100ZM111 167V166H110ZM138 166H136V170L138 171V170H140V169H138L137 168ZM140 167H141V165H140ZM148 167V166H147ZM31 168V169H30ZM102 168V167H101ZM104 168V167H103ZM146 168V167H145ZM150 168H151V166H150ZM150 168L148 169V171H150ZM159 168V167H158ZM246 168H247V164H246ZM248 168H249V166H248ZM260 168L261 169H263L264 167H261L260 166ZM134 169V168H133ZM250 169V168H249ZM261 169H259V168H257V167H255V168H251V170H249V171H251V174H253L252 176H255V177H257V182H258V185L259 184H263V186L261 185L260 187H262V188H264V170L262 171ZM96 170H97V168H96ZM104 170V169H103ZM103 170H101L102 172H103ZM231 170V169H230ZM100 170H99V168H98V170L96 171V172H99ZM125 171V172H124ZM136 171V172H137ZM201 171V170H200ZM218 171V170H217ZM95 172V171H94ZM95 172V173H96ZM107 172H108V169H107ZM124 172V173H123ZM134 172V171H133ZM136 172H134V173H136ZM151 172V171H150ZM210 171H208V173H209ZM211 172H213V171H211ZM216 171H214V173H215ZM230 172V171H229ZM229 172H226V175H227V173L229 174V175H227L226 177L224 176V178L223 177H221L222 175H220V173H222V172H220V173H218L219 175H220V177H217V178H215V179H213L212 180V182L210 183L211 184V186H223L224 184L225 185H227L226 186V188L224 189L223 188V190H222V192H220V190H219V197L217 198L218 200H217V202L220 200V202L223 204L222 206H224L225 208H226V211L229 209L230 210V206H232L233 207V209L237 206H240V205H236L238 202H236L234 205H236L235 207L233 206V205H231L232 203H234V202H232L233 200H235V198L234 197H236V196H233V194L234 193H238V191L237 192H234L235 190H233V188L236 186V184L238 183V181H239V179H237L236 178V176L234 175V173H229ZM101 172H99V174H100ZM112 173V172H111ZM110 173V174H111ZM139 173V172H138ZM152 173H154V172H152ZM151 173V174H152ZM213 173V175L215 176V174ZM98 174V173H97ZM109 174V175H110ZM104 175H105V173H104ZM103 175V177H105ZM106 175H108L107 173H106ZM108 175V176H109ZM117 175V176H118ZM138 175V174H137ZM141 175V174H140ZM139 175V176H140ZM148 175V174H147ZM146 175V176H147ZM154 175V174H153ZM223 175H224V173H223ZM138 176V177H139ZM210 176H212V175H209V177ZM95 177V176H94ZM102 177V178H103ZM143 177V176H142ZM150 177H151V175H150ZM205 177V176H204ZM93 178V179H92ZM111 178H112V176H111ZM153 178V177H152ZM211 178H214L213 176L211 177ZM114 180H115V178H113ZM136 179L138 180V178L136 177ZM102 180V179H101ZM141 180V179H140ZM148 180H149V178H148ZM95 181H97V184H95L94 182ZM104 181V180H103ZM107 181V183L109 182L108 180H106ZM143 181V180H142ZM158 181V180H157ZM207 181V180H206ZM105 182V181H104ZM111 182H112V180H111ZM111 182H109L110 183V187H111V184H115L114 182L113 183H111ZM144 182H146V181H144ZM106 183V184H107ZM117 183H118V181H117ZM116 183V184H117ZM129 183V182H128ZM206 183H208V182H206ZM70 184V185H69ZM104 184V183H103ZM210 184H209V186H210ZM105 185V184H104ZM121 185V184H120ZM205 185V184H204ZM224 185V186H225ZM69 186V187H68ZM109 186V185H108ZM117 186V188L119 189V187L120 186H118V185H116ZM126 186V185H125ZM206 186L208 187V184H206ZM213 186V187H214ZM87 187L90 189L91 187V189H92V192L93 193H89V194H87V192L88 191H91V190H86L87 189ZM126 187H128V186H126ZM164 187V186H163ZM109 188V187H108ZM108 188H106V189H108ZM204 188V187H203ZM97 189V190H96ZM219 189V188H218ZM221 189V188H220ZM105 190V189H104ZM205 190V189H204ZM216 190V189H215ZM233 190V191H232ZM14 191V190H13ZM21 191V190H20ZM87 191V192H86ZM120 191V190H119ZM119 191H117V192H119ZM167 191V190H166ZM213 191V190H212ZM3 192H5V190H3ZM2 192V193H3ZM39 192V191H38ZM42 192V191H41ZM209 192V191H208ZM232 192H234V193H232ZM242 192L244 193H241L242 195H243V199L242 198H240L241 200H243L242 201V207H240V208H242V211H241V214H240V216H243L245 219H246V221L244 222V226L246 227V224H249V225H251V220H252V218H255V217H258V221L256 220V222H259V223H257V225L255 224V227L253 228L254 229V234L256 233V235H257V233H258V236H257V239L259 240V245H260V247H261V249L263 250V252H264V189L263 190H260V191H258V192H250V194H247V192L246 191H243L242 190ZM7 193V192H6ZM43 193V192H42ZM100 194V195H99ZM124 194V195H123ZM200 194V193H199ZM206 194V193H205ZM216 194H218V193H216ZM239 194V193H238ZM238 194H237V196H238ZM103 195V196H102ZM240 195V194H239ZM0 196L1 197H4V199L6 200V198L8 197L7 195H2L1 193H0ZM151 196V195H150ZM157 196V195H156ZM241 196V195H240ZM240 196H238V200H240L239 199V197ZM169 197V196H168ZM234 198V199H233ZM237 198V197H236ZM251 198H253L254 199V201L255 202H258V204H257V209L255 210V211H252V207L250 208V206H252V204H251V202H252V199ZM233 199V200H232ZM7 200H9V199H7ZM43 202V201H42ZM41 202V203H42ZM48 202V201H47ZM64 202V203H63ZM33 203V202H32ZM63 203V206H62V208H60V206H61V204ZM213 203L215 204L216 202H214L213 201ZM30 204V203H29ZM28 204V205H29ZM126 204H127V206H126ZM239 204V203H238ZM37 205V204H36ZM217 205V204H216ZM221 205V204H220ZM73 206H76L77 208H78V210H79V214L77 213V214H72L73 212L71 211L72 210V208H73ZM214 206V205H213ZM23 207H26L25 209H27V206H23ZM29 207V206H28ZM31 207H33V206H31ZM35 207V206H34ZM38 207V206H37ZM50 207V208H51ZM170 207V206H169ZM236 207V208H237ZM20 208V207H19ZM39 208H42V207H40V205H39ZM55 208V209H54ZM224 208V209H225ZM239 208V207H238ZM237 208V209H238ZM239 208V209H240ZM54 209V211L52 212V210ZM219 209H220V206H219V208H218V212H219ZM50 210V209H49ZM169 210V209H168ZM18 211H20V210H18ZM42 211V210H41ZM74 211V210H73ZM76 211V210H75ZM74 211V212H75ZM175 211V210H174ZM221 211H222V209H221ZM220 211V212H221ZM231 211V210H230ZM230 211H228V212H230ZM234 211H235V209H234ZM237 211V210H236ZM22 212V211H21ZM35 212V211H34ZM47 212V211H46ZM217 212V211H216ZM217 212V216L218 217H220V215H218L219 213ZM238 212H240V211H238ZM255 212H256V214H255ZM49 213V212H48ZM173 213V212H172ZM225 213V212H224ZM231 213V212H230ZM230 213H227L228 215L230 214ZM253 213V214H252ZM38 214V213H37ZM222 215H223V213H222ZM255 215V216H254ZM32 216V215H31ZM252 216H254V217H252ZM7 217L8 216H4L3 215V213H2V210H0V224L1 223H5V219L7 220ZM222 217V216H221ZM220 217V218H221ZM224 217V216H223ZM225 217H228V216H226L225 215ZM224 217V218H225ZM62 218V219H63ZM94 218V219H93ZM52 219V218H51ZM60 219V218H59ZM97 220V224H94V222H93V220ZM9 220V219H8ZM18 220V219H17ZM79 220V219H78ZM223 220V219H222ZM10 221H12V219H10ZM63 221V220H62ZM82 221V222H83ZM225 221V220H224ZM223 221V222H224ZM253 221L254 220H252V223H253ZM246 222H248V223H246ZM10 223V222H9ZM11 223H15V222H11ZM63 223V222H62ZM79 223H81V222H79ZM173 223V222H172ZM235 223V222H234ZM166 224V223H165ZM168 224V223H167ZM169 224H171V223H169ZM168 224V225H169ZM242 225H243V223H241ZM9 225V224H8ZM7 225V226H8ZM168 225H165V228L164 229H166V232H167V234H166V236L169 238V239H172L173 237H172V235H170L171 233H169V232H171L170 230H169V228L170 227H168ZM239 226H240V224H238ZM12 227H13V225H11ZM77 226H76V228H77ZM171 226V225H170ZM252 226V225H251ZM240 228V231H241V229H242V227H239ZM247 228V227H246ZM245 228V229H246ZM248 228H250V226H248ZM79 228H77V231H79L78 230ZM244 229V228H243ZM244 229V230H245ZM81 230H83V229H81ZM244 230H242L243 232H244ZM248 230V229H247ZM247 230H246V232H247ZM241 231V232H242ZM13 232H14V230H13ZM37 232V231H36ZM80 232V231H79ZM82 232V231H81ZM80 232V233H81ZM248 232H249V230H248ZM78 233V232H77ZM250 233V235H251V231L249 232ZM94 234V232L92 233V235ZM165 234V233H164ZM243 234V233H242ZM242 234H240V235H242ZM245 234V233H244ZM80 235V234H79ZM246 235V234H245ZM249 235V234H248ZM247 235V236H248ZM256 235H255V238H256ZM162 236V235H161ZM254 236V235H253ZM172 237V238H171ZM68 238V239H69ZM78 238H79V236H78ZM80 238H82L81 237V235H80ZM79 238V239H80ZM162 238H163V236H162ZM164 238H166V237H164ZM254 238V239H255ZM168 239V241H171V240H169ZM66 240V239H65ZM83 240V239H82ZM81 239H80V241H82ZM166 240H167V238H166ZM257 240V241H258ZM5 241V240H4ZM174 241H175V239H174ZM174 241L172 242V244L174 245V244H176V242L174 243ZM195 241V240H194ZM6 242V241H5ZM97 242V241H96ZM181 242V241H180ZM188 242H190V241H188ZM81 243H83V246H84V249H85V251L87 250V251H89V252H91L92 254H94V255H98V252H97V250H95L89 243H87L86 241H82ZM98 243V242H97ZM96 243V244H97ZM169 243V242H168ZM177 243H179V242H177ZM196 243V242H195ZM194 243V244H195ZM199 243V242H198ZM10 244V243H9ZM8 244V245H9ZM62 244V243H61ZM171 244V242H170V246L172 245ZM63 245V244H62ZM172 245V246H173ZM176 245H178V244H176ZM173 246L174 248L175 247H177V246ZM183 245V244H182ZM196 245V244H195ZM194 245V246H195ZM198 245V244H197ZM196 245V246H197ZM200 245V244H199ZM179 246H181V243H180V245ZM178 246V248L180 249V247ZM184 246V245H183ZM192 246H193V244H192ZM194 246H193V248H194ZM204 246V245H203ZM208 247H209V245H207ZM172 247V248H173ZM187 247V246H186ZM198 247V246H197ZM200 247V246H199ZM198 247V248H199ZM205 248H206V246H204ZM203 247V248H204ZM22 248V247H21ZM181 248H182V246H181ZM188 248H189V246H188ZM205 248L203 249V251H205ZM207 249V248H206ZM23 250V249H22ZM195 250V252H196V250L197 249H194ZM194 250H191L190 249V251H194ZM200 250H202L201 249V247H200ZM200 250H199V252H200ZM208 250V249H207ZM174 251V250H173ZM178 252H176L175 254H179V256H181V249L180 250H177ZM164 252V251H163ZM183 252H186V251H184L183 250ZM208 252H211V250L210 251H208ZM207 251H206V253H208ZM16 253V252H15ZM174 253V252H173ZM198 253V252H197ZM6 254V253H5ZM87 254H89V253H87ZM107 254V253H106ZM192 254V255H191ZM191 256L190 257H192L193 256V252H191ZM205 254V252H203L202 253V255H204ZM171 256V254H168V256ZM174 255V254H173ZM176 255V256H177ZM183 255H187V254H183ZM182 255V256H183ZM208 255V254H207ZM16 256V255H15ZM175 256V255H174ZM174 256L172 257L171 256V259H170V261H171V263L170 264H172V262L174 263V264H177V263H175L174 262ZM194 256H196V255H194ZM198 256V255H197ZM212 256V255H211ZM9 257V256H8ZM11 257V256H10ZM178 257V256H177ZM187 256H185V258H186ZM209 257H210V255H209ZM217 257V256H216ZM184 257H180L179 259H175V260H177V262H178V260H181V259H183ZM193 258V257H192ZM212 258H213V256H212ZM219 258V257H218ZM217 258V259H218ZM221 258H222V256H221ZM220 258V259H221ZM33 259V258H32ZM164 259H166L165 261H164ZM172 259H173V261H172ZM201 259V258H200ZM204 258H203V256H202V259H201V261L203 260ZM210 259H211V257H210ZM210 259L208 260V262L210 261ZM220 259H219V263H220ZM224 259V258H223ZM223 259H221L222 261H223ZM34 260V259H33ZM188 259H185V261H187ZM193 260V259H192ZM194 260H195V258H194ZM197 261H200V260H198V259H196ZM205 260V262L207 261L206 259H204ZM204 260L201 262V263H203L204 262ZM224 260H226V259H224ZM228 260V259H227ZM68 261V262H67ZM181 261H184V260H181ZM216 260H215V257H214V261H210V262H215ZM229 261V260H228ZM1 262V261H0ZM30 262V261H29ZM188 262H191V261H189L188 260ZM204 262V263H205ZM210 262L208 263V264H210ZM178 263H182V262H178ZM184 263H186V262H184ZM216 263H218V262H216ZM218 263V264H219ZM224 263V262H223ZM222 263V264H223ZM225 263H227V261L225 262ZM229 263V262H228ZM227 263V264H228ZM187 264V263H186ZM190 264H192V263H190ZM194 264H196V263H194ZM197 264H199V263H197ZM205 264H207V263H205ZM212 264V263H211ZM233 264V263H232Z\"/></svg>",
  "mask_w": 264,
  "mask_h": 264
},
{
  "label": "snow or ice",
  "instance_id": "obj_3",
  "mask_svg": "<svg viewBox=\"0 0 264 264\" xmlns=\"http://www.w3.org/2000/svg\"><path fill=\"white\" fill-rule=\"evenodd\" d=\"M204 231L203 228L195 229L194 231H203V235L200 236V239L207 245L216 248L217 250L225 253V259L227 260V250L236 247V244L231 240L232 230L227 226V223L224 224L218 231ZM191 232L188 233L190 237ZM239 255V253H237Z\"/></svg>",
  "mask_w": 264,
  "mask_h": 264
}]
</instances>
